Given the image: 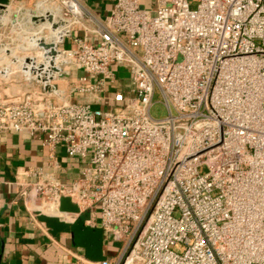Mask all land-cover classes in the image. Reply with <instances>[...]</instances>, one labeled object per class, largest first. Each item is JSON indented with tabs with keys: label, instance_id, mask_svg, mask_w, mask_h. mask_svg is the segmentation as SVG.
<instances>
[{
	"label": "built area",
	"instance_id": "1",
	"mask_svg": "<svg viewBox=\"0 0 264 264\" xmlns=\"http://www.w3.org/2000/svg\"><path fill=\"white\" fill-rule=\"evenodd\" d=\"M106 1L103 16L81 0L0 7V133L40 140L53 169L19 168L17 197L33 216L86 213L118 244L85 264H264V0ZM48 14L70 34L45 91L27 46L50 42Z\"/></svg>",
	"mask_w": 264,
	"mask_h": 264
},
{
	"label": "crops",
	"instance_id": "2",
	"mask_svg": "<svg viewBox=\"0 0 264 264\" xmlns=\"http://www.w3.org/2000/svg\"><path fill=\"white\" fill-rule=\"evenodd\" d=\"M81 1L100 16L110 8L106 0ZM55 155L64 165L55 170L56 176L63 181L75 178L77 170L63 150L57 149ZM25 167L53 170L47 148L25 132L0 133V264H85L114 254L115 243L102 228L85 223L86 213L72 222L46 214L33 216L17 197L14 185L16 172ZM59 209L70 215L78 212L67 197L60 199Z\"/></svg>",
	"mask_w": 264,
	"mask_h": 264
},
{
	"label": "water",
	"instance_id": "3",
	"mask_svg": "<svg viewBox=\"0 0 264 264\" xmlns=\"http://www.w3.org/2000/svg\"><path fill=\"white\" fill-rule=\"evenodd\" d=\"M10 0H0V7L8 5ZM45 19L51 23L52 33L50 34V42L46 44L43 39L38 38L32 40V42L27 46L28 50H37L38 54H41L45 59V63L34 67L33 70L37 72H43V75L37 78V82L43 86L45 91L54 90L55 88L50 85V81L57 77H64V74L59 73L57 65L60 64V54L56 51V45L63 42L64 37L69 36V31L61 30L64 22L59 20L57 22H52L51 16L46 15ZM33 65V63L31 62ZM27 79L31 73V70L24 71ZM57 73V74H55Z\"/></svg>",
	"mask_w": 264,
	"mask_h": 264
},
{
	"label": "rangeland",
	"instance_id": "4",
	"mask_svg": "<svg viewBox=\"0 0 264 264\" xmlns=\"http://www.w3.org/2000/svg\"><path fill=\"white\" fill-rule=\"evenodd\" d=\"M21 1L24 2L25 0H21ZM143 1H145V0H143ZM146 1L149 2V0H146ZM109 6L111 7V4ZM32 7H33V5H32ZM24 12H25V8H22V10H21V13L22 14L21 15H25ZM101 16H103V15L101 14ZM127 73H126V71H124L122 74H123L124 77H126L127 76ZM120 79L121 80H119V81L123 83V80L122 79H124V78L121 77ZM123 85H124V89L125 90H128L129 89V85L127 83H125ZM120 87L122 88L123 86H120ZM108 94L110 95L111 93H108ZM161 101H162V98L160 97V95L159 94H156L154 96V104L151 107V115L152 116H154V117H163V116L166 115V112H165V110H164V108L162 106ZM73 102H77V95L74 96ZM104 106L105 107L107 106V109L110 108L109 107L110 105H108V103L106 101L104 102ZM119 106H121V104H119ZM118 247H119L118 244H116V243L113 244V252L114 253L117 252Z\"/></svg>",
	"mask_w": 264,
	"mask_h": 264
}]
</instances>
